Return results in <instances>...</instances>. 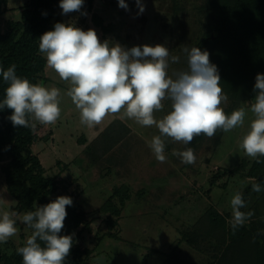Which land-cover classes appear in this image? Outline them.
Here are the masks:
<instances>
[{"label":"rangeland","instance_id":"obj_1","mask_svg":"<svg viewBox=\"0 0 264 264\" xmlns=\"http://www.w3.org/2000/svg\"><path fill=\"white\" fill-rule=\"evenodd\" d=\"M29 1H9L10 10L0 14L2 33L8 32L10 21L21 20ZM203 2L141 0L145 10L138 14L136 0H125L128 10L119 7L118 0H84L79 12L63 14L59 8L57 19L85 31L94 29L101 42L119 43L126 49L163 45L170 56L180 57L179 63H170L171 76L174 70L187 69L183 49L197 47L210 35L211 26L200 9ZM85 12L87 15L82 14ZM94 14L103 19L108 31L94 23ZM43 77L49 79L44 86L61 91V115L52 125L36 123L37 139L32 149L46 175L57 178L58 193L71 197L73 207L87 213V226L79 228L74 236L76 246L92 251L89 264H163L172 253L196 263L211 261L215 241L201 242L202 248L197 250L185 238L211 208L229 221L231 197L236 192L243 195L251 184L252 179L243 172H230L243 164L249 168L254 162L239 147L249 128L251 113L246 115L242 127L220 136L200 135L189 145L166 138L167 159L161 163L148 146L152 137L159 134L158 129L141 127L119 115H109L101 124L88 128L80 123L79 111L66 95L69 85L47 65ZM227 97L221 107L231 114L233 101ZM164 105L163 111L155 114L157 119L170 111L171 102L165 100ZM187 147L194 150V164H184L172 155L173 149L182 151ZM8 163V159L0 161V212L14 211L17 204L8 191L2 170ZM123 186L130 188V200L121 216L103 213V205L115 189ZM113 201L121 206L119 197ZM245 202L247 207L241 210L254 211V215L244 226L256 225L264 233L263 191L250 190ZM16 226V236L0 244V254H13L31 235L32 230L19 220Z\"/></svg>","mask_w":264,"mask_h":264},{"label":"clouds","instance_id":"obj_2","mask_svg":"<svg viewBox=\"0 0 264 264\" xmlns=\"http://www.w3.org/2000/svg\"><path fill=\"white\" fill-rule=\"evenodd\" d=\"M84 0H60L63 14L79 12ZM139 13L144 5L136 0ZM118 6L128 10L125 0ZM87 15V13H82ZM39 52L46 58L49 68L65 81L69 88L66 95L80 114V123L88 128L101 124L109 115L135 121L141 127H155L159 134L149 142L157 161L164 163L166 138L189 145L195 137L213 138L218 130L228 133L245 124L250 112L251 120L239 147L244 154L260 163L264 157V74L256 75L255 98L227 114L222 104L228 100L220 82L216 65L210 62L208 51L198 47H185L187 69L174 70L171 64L179 63V56H170L167 47L133 46L126 49L119 43L101 42L94 29L82 30L72 24L56 23L54 30L39 38ZM16 65L4 70L7 83L5 98L0 109L12 110L8 119L14 127L36 128L55 124L61 115L59 88H48L42 83H31L16 74ZM171 102L170 111L157 119L163 111L164 101ZM184 164H194L196 156L191 147L172 150ZM251 190L264 191L261 183L253 178ZM72 198L59 196L54 201L35 206L22 215L16 211L0 212V244L7 243L18 232L17 220L32 230L24 246L16 249L22 264H64L73 245L72 235H59L67 216L66 206ZM230 228L235 233L248 223L254 211H242L247 203L240 192L230 200ZM99 259H102L99 258Z\"/></svg>","mask_w":264,"mask_h":264},{"label":"trees","instance_id":"obj_3","mask_svg":"<svg viewBox=\"0 0 264 264\" xmlns=\"http://www.w3.org/2000/svg\"><path fill=\"white\" fill-rule=\"evenodd\" d=\"M8 2L0 0V14L8 10ZM88 3L91 5L92 1ZM59 4L60 0H30L23 8L21 20L10 21L6 34L0 31V67L7 70L15 64L19 77L31 83L48 82L49 79L43 77L47 64L45 56L39 52V38L60 23L57 19ZM200 9L211 29L210 35L197 47L208 51L210 62L218 69L220 85L233 101L232 110H236L254 98L256 75L264 74V0H204ZM93 21L98 27L109 30L99 15L94 14ZM6 87L0 74V102L5 98ZM11 114L12 110L7 107L0 109V161L9 160L2 170L8 191L17 202L13 210L21 213L62 195L58 193L57 178L46 175L39 156L33 152L37 139L35 129L14 127L8 119ZM222 132L218 130L216 134L220 136ZM259 159L260 163L254 160L249 168L243 164L230 172H243L264 187V157ZM251 184L242 195L245 201ZM115 197H119L121 206L113 201ZM128 200L130 188H117L101 211L120 217ZM66 211L64 228L59 235H72L73 245L64 264H89L92 251L76 246L74 236L79 228L87 226V213L73 205L66 206ZM208 239L217 244L211 261L196 263L172 253L163 264H264V233L256 225L242 226L233 233L228 218L211 208L185 238L197 250L202 248L201 242ZM0 262L22 264V256L17 251L11 255L0 254Z\"/></svg>","mask_w":264,"mask_h":264},{"label":"crops","instance_id":"obj_4","mask_svg":"<svg viewBox=\"0 0 264 264\" xmlns=\"http://www.w3.org/2000/svg\"><path fill=\"white\" fill-rule=\"evenodd\" d=\"M9 1H10V0H9ZM8 4H9V2H8ZM7 9L10 10V7H9L8 5H7ZM8 10H7V11H8ZM7 11H6V12H7ZM6 12H4L3 14H5ZM3 14H2V15H3Z\"/></svg>","mask_w":264,"mask_h":264}]
</instances>
